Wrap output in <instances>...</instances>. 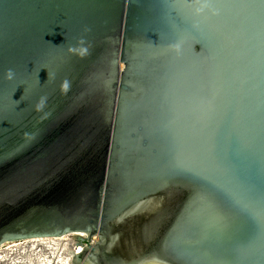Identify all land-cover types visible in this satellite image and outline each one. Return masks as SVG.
<instances>
[{"label": "water", "instance_id": "95a60500", "mask_svg": "<svg viewBox=\"0 0 264 264\" xmlns=\"http://www.w3.org/2000/svg\"><path fill=\"white\" fill-rule=\"evenodd\" d=\"M65 236L264 264V0H0V247Z\"/></svg>", "mask_w": 264, "mask_h": 264}, {"label": "rangeland", "instance_id": "374dc122", "mask_svg": "<svg viewBox=\"0 0 264 264\" xmlns=\"http://www.w3.org/2000/svg\"><path fill=\"white\" fill-rule=\"evenodd\" d=\"M73 238L5 243L0 247V264H67L69 250L81 247Z\"/></svg>", "mask_w": 264, "mask_h": 264}, {"label": "clouds", "instance_id": "9594fccd", "mask_svg": "<svg viewBox=\"0 0 264 264\" xmlns=\"http://www.w3.org/2000/svg\"><path fill=\"white\" fill-rule=\"evenodd\" d=\"M84 51L86 52V49H85ZM13 76H14V73H13L12 69H8L7 72H6V78H7V79H12ZM63 88H64L65 91L67 90V88H68V84H67V82L64 83ZM44 102H45V101H44V99L42 98L41 101H40V103L37 105V107H38V108L41 107V106L44 104Z\"/></svg>", "mask_w": 264, "mask_h": 264}, {"label": "flooded vegetation", "instance_id": "af4514ba", "mask_svg": "<svg viewBox=\"0 0 264 264\" xmlns=\"http://www.w3.org/2000/svg\"><path fill=\"white\" fill-rule=\"evenodd\" d=\"M73 241L76 242V238H75V237L73 238ZM88 243H89V242L86 241V240H83V241H82V245H83V246H86ZM69 251H70V250H69Z\"/></svg>", "mask_w": 264, "mask_h": 264}, {"label": "bare ground", "instance_id": "6f19581e", "mask_svg": "<svg viewBox=\"0 0 264 264\" xmlns=\"http://www.w3.org/2000/svg\"><path fill=\"white\" fill-rule=\"evenodd\" d=\"M80 248H75L76 251H78Z\"/></svg>", "mask_w": 264, "mask_h": 264}, {"label": "built area", "instance_id": "2783aa9c", "mask_svg": "<svg viewBox=\"0 0 264 264\" xmlns=\"http://www.w3.org/2000/svg\"><path fill=\"white\" fill-rule=\"evenodd\" d=\"M92 239H93V240H95V239H96V237H93Z\"/></svg>", "mask_w": 264, "mask_h": 264}]
</instances>
